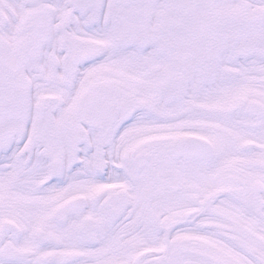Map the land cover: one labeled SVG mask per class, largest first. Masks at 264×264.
Returning <instances> with one entry per match:
<instances>
[{
	"label": "snow or ice",
	"instance_id": "snow-or-ice-1",
	"mask_svg": "<svg viewBox=\"0 0 264 264\" xmlns=\"http://www.w3.org/2000/svg\"><path fill=\"white\" fill-rule=\"evenodd\" d=\"M0 264H264V0H0Z\"/></svg>",
	"mask_w": 264,
	"mask_h": 264
}]
</instances>
